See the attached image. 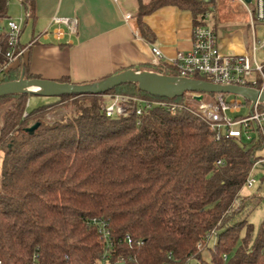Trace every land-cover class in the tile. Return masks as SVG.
I'll use <instances>...</instances> for the list:
<instances>
[{"label":"trees","instance_id":"1","mask_svg":"<svg viewBox=\"0 0 264 264\" xmlns=\"http://www.w3.org/2000/svg\"><path fill=\"white\" fill-rule=\"evenodd\" d=\"M8 3L0 0V22L9 18ZM164 7L189 12L193 27L203 25L207 14L216 22V0H138L136 19L147 42L153 35L143 18ZM7 47L0 27V66ZM21 70L10 67L0 84L17 81ZM23 76L36 78L26 68ZM105 94L164 99L133 83ZM30 96H0V264H93L103 245L94 219L109 229L111 262L264 264V220L257 228L250 222L260 203L239 197L253 148L234 139L216 141L185 113L156 108L139 117L107 118L100 95L61 96L28 111ZM68 100L77 107L75 117L42 121ZM31 121L38 127L28 132ZM209 235L213 242H206Z\"/></svg>","mask_w":264,"mask_h":264},{"label":"crops","instance_id":"2","mask_svg":"<svg viewBox=\"0 0 264 264\" xmlns=\"http://www.w3.org/2000/svg\"><path fill=\"white\" fill-rule=\"evenodd\" d=\"M13 2L18 3L22 13L32 7L31 17L24 18L21 25L20 47L31 44L36 37H42L32 43L23 57L10 67L20 65L21 73L26 68L38 79L57 82L68 79L77 85L101 81L125 69L153 72L156 67L152 62L151 46L160 49L163 61L172 60L177 52L188 51L192 47L191 14L175 7L161 8L143 18V23L153 35L152 42H147L136 19L138 0ZM12 4L8 3V13ZM122 10L132 11L133 19L123 21ZM14 14L13 10L8 19ZM53 17L76 18L77 33L68 37L63 25L51 23ZM29 22L31 29L25 35ZM216 22L218 28L210 26L222 53H251L250 43L255 28L248 32L249 17L238 3L216 0ZM43 33L46 35L43 36Z\"/></svg>","mask_w":264,"mask_h":264},{"label":"built area","instance_id":"3","mask_svg":"<svg viewBox=\"0 0 264 264\" xmlns=\"http://www.w3.org/2000/svg\"><path fill=\"white\" fill-rule=\"evenodd\" d=\"M117 1V0H116ZM238 3L249 17V25L254 31L255 25H264V0H233ZM30 15L29 8L23 11V17L18 20L6 19L4 31L7 36V51L5 53L6 63L0 66V78L10 66L23 57L29 46L40 37L34 38L31 44L20 47L19 36L23 19ZM132 11L122 10L123 21L129 22L133 19ZM210 15L205 17L203 25L192 29V47L188 51H179L172 60H164L160 49L151 46L152 62L160 70L158 74L171 76L165 67H172L175 70V77L184 79L201 80L222 86H236L241 88L264 91V62L258 63L255 59L259 50L264 53V42L252 35L249 54L222 53L218 48L217 37L209 24ZM53 25H63L66 35L72 37L77 33L78 20L76 18L53 17ZM43 36L46 33L42 34ZM231 97V98H230ZM181 100L172 101L174 98L152 99L120 94L100 95L102 112L107 118H126L131 113L141 116L144 112L152 109H161L169 115L188 114L197 118L205 124L213 133L215 140L234 139L247 144L253 148L255 160L253 161L244 183L239 191V197H252L259 201L260 209L264 218V195L262 188L264 180L259 182L255 179L256 174L264 176V103L251 104L250 101L230 94H201L185 92ZM28 102V101H27ZM246 107L248 112L245 116H239L242 108ZM25 114V113H24ZM26 115V114H25ZM138 123V122H137ZM221 165V161L215 163ZM264 220V219H263ZM96 227L102 245L100 259L93 264H124L122 257L111 262L110 249L112 240L107 224L92 220ZM211 242L212 236L205 238ZM129 248L133 246L131 238H125ZM135 244L140 245L139 242ZM201 245H197L200 248ZM35 258V257H34ZM223 261L227 256L223 255ZM198 264L188 260L186 264ZM32 264H37L33 262Z\"/></svg>","mask_w":264,"mask_h":264},{"label":"water","instance_id":"4","mask_svg":"<svg viewBox=\"0 0 264 264\" xmlns=\"http://www.w3.org/2000/svg\"><path fill=\"white\" fill-rule=\"evenodd\" d=\"M248 2V0H247ZM126 83L136 84L138 89L156 98H178L185 92L201 94H230L240 96L251 104L264 103V91L241 88L236 86H222L205 80L184 79L175 76L160 75L156 72L141 70H125L111 75L99 82L89 85H74L59 83L45 79H25L23 72L20 78L14 82L0 84V96L8 94H27L47 97H61L71 95H103L109 90ZM31 86L42 87V92L34 93L27 89ZM38 127L34 124L27 129L33 132Z\"/></svg>","mask_w":264,"mask_h":264},{"label":"rangeland","instance_id":"5","mask_svg":"<svg viewBox=\"0 0 264 264\" xmlns=\"http://www.w3.org/2000/svg\"><path fill=\"white\" fill-rule=\"evenodd\" d=\"M13 1H15V0H10L9 2H12L14 4L15 2H13ZM13 4H12V7H10L8 14L12 13L14 10L15 14L11 17V19L17 20L20 16L23 15V13L21 12V9H20L18 3L14 4V6H13ZM216 23L217 22L211 21V20L209 22V24L211 26H213L214 29L218 28ZM4 24H5V21L4 20L1 21L0 27L4 26ZM27 26L28 27L26 29L25 35H27V33L31 29V22H29ZM247 28H248V32H249L251 30V27L248 26ZM255 35H256V38L258 41L264 42V25H255ZM231 53H233V52H231ZM256 60L258 63L264 62V53H262L260 50L258 52H256ZM155 70L160 72V70H158L157 68ZM57 100H58V98H55V97L31 95L29 97L28 103H26L27 104L26 108L28 111H31V110H33L39 106H42L44 104L52 103V102L55 103ZM1 110L2 109H0V113H1ZM247 112H248L247 108L244 107V108H242V111L238 115L239 116H245ZM76 113H77V107H76L75 103L71 100H68V101L61 102L58 105H56L54 108L50 109L44 115V117H42V121H44L47 124H52V123H55V122L60 121L62 119L73 118L76 116ZM23 115L25 116V114H23ZM33 124H34V121H31L30 125H33ZM255 179L258 182L260 180H262V174L261 173L256 174ZM261 191H262V194L264 195V187L262 188ZM263 219H264L263 218V211H262V209L259 208L251 216L250 222L255 228H257ZM211 242H213V241H211ZM204 257H205V259L208 260V253L207 252H204ZM191 264H193V263H191Z\"/></svg>","mask_w":264,"mask_h":264},{"label":"bare ground","instance_id":"6","mask_svg":"<svg viewBox=\"0 0 264 264\" xmlns=\"http://www.w3.org/2000/svg\"><path fill=\"white\" fill-rule=\"evenodd\" d=\"M229 40H230V38H229ZM229 40H227V41H229ZM234 45V46H236L234 43H231V45ZM28 91H31V92H34V93H40V92H42V87H40V86H31V87H29L28 89H27Z\"/></svg>","mask_w":264,"mask_h":264}]
</instances>
